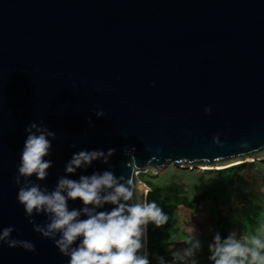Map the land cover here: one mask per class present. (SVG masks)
<instances>
[{
	"label": "water",
	"instance_id": "water-1",
	"mask_svg": "<svg viewBox=\"0 0 264 264\" xmlns=\"http://www.w3.org/2000/svg\"><path fill=\"white\" fill-rule=\"evenodd\" d=\"M33 123L55 133L44 179L19 172ZM94 149L104 157L65 172ZM249 159L264 160V0H0V264H68L22 188L110 171L147 201V168Z\"/></svg>",
	"mask_w": 264,
	"mask_h": 264
},
{
	"label": "clouds",
	"instance_id": "clouds-1",
	"mask_svg": "<svg viewBox=\"0 0 264 264\" xmlns=\"http://www.w3.org/2000/svg\"><path fill=\"white\" fill-rule=\"evenodd\" d=\"M97 115L102 116L103 111ZM34 128H37L35 123L25 128L29 134L21 151L19 172L44 179L52 163L45 159L51 148L48 137H55V133L47 129L32 132ZM113 151L109 149L108 154ZM104 155L99 149L75 152L66 163L65 172L73 174ZM133 197L134 191L129 186L121 183L114 173L104 171L81 175L78 180L61 177L50 192L42 190L39 185L22 188L17 198L28 214L35 210L50 218L47 230L42 234L46 237L59 235L56 246L68 256V264H149L147 256L139 252L146 226L150 222L159 226L168 217L156 202L141 200L139 196L134 200ZM77 199L84 207L70 209L68 202ZM105 204L115 207L111 211H97ZM11 231V228L3 229L0 240L9 237ZM214 241L210 257L214 264H264V231L246 237L244 242L236 239L234 233L223 240L217 234ZM9 246L15 247L16 241H11ZM22 246L25 250H34L30 242H23ZM173 255L183 261L192 256L193 251L187 249Z\"/></svg>",
	"mask_w": 264,
	"mask_h": 264
},
{
	"label": "rangeland",
	"instance_id": "rangeland-1",
	"mask_svg": "<svg viewBox=\"0 0 264 264\" xmlns=\"http://www.w3.org/2000/svg\"><path fill=\"white\" fill-rule=\"evenodd\" d=\"M220 169L224 168L202 172L167 164L162 169L147 168L138 173V182L157 185L162 197L177 206L167 219L173 226L165 236L169 264H214L210 257L217 234L223 240L234 233L244 242L246 237L264 231V160L247 164L230 188L222 186L217 173ZM203 193L205 198L192 207L181 205L184 199L191 202ZM197 243L199 247H195ZM187 249L193 251L192 256L183 261L175 259V252Z\"/></svg>",
	"mask_w": 264,
	"mask_h": 264
},
{
	"label": "trees",
	"instance_id": "trees-1",
	"mask_svg": "<svg viewBox=\"0 0 264 264\" xmlns=\"http://www.w3.org/2000/svg\"><path fill=\"white\" fill-rule=\"evenodd\" d=\"M246 169L245 164H240L231 168L217 171L222 186L224 188L233 187L236 184V178ZM150 191L147 194V202H156L162 209L164 214L168 216L175 213L177 206L170 204L169 198H163L160 187L153 183H144ZM205 193L201 196L194 197L191 202L188 199H184L182 204L185 207H192L195 203L201 202L205 198ZM172 225L169 222H164L157 226L154 222H150L147 228V258L149 264H168L166 260L165 251V236L172 229Z\"/></svg>",
	"mask_w": 264,
	"mask_h": 264
},
{
	"label": "bare ground",
	"instance_id": "bare-ground-1",
	"mask_svg": "<svg viewBox=\"0 0 264 264\" xmlns=\"http://www.w3.org/2000/svg\"><path fill=\"white\" fill-rule=\"evenodd\" d=\"M257 162H258V160L249 159V160H247L246 162H243V163H244V164H255V163H257ZM240 164H242V163L230 164L229 166H227V168H228V167H229V168H230V167H234V166H237V165H240ZM198 170H199V171H202V172H205V171H210V170H214V169H209V168H207V167H203V168L199 167ZM220 170H221V169H220ZM144 190H145V192L148 193L149 188H148L147 186H145V187H144Z\"/></svg>",
	"mask_w": 264,
	"mask_h": 264
},
{
	"label": "crops",
	"instance_id": "crops-1",
	"mask_svg": "<svg viewBox=\"0 0 264 264\" xmlns=\"http://www.w3.org/2000/svg\"><path fill=\"white\" fill-rule=\"evenodd\" d=\"M167 239H168V238H167ZM167 239H166V238L164 239V240H165V243H166V245H165V251H166V248H169V247H167V243H168V242H167ZM168 250H169V249H168ZM167 254H168V253H167ZM167 254H166V255H167ZM166 255H165V257H166V260H168L167 262H168V264H169V263H170V262H169L170 259H169V257L166 256Z\"/></svg>",
	"mask_w": 264,
	"mask_h": 264
}]
</instances>
